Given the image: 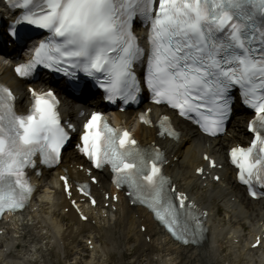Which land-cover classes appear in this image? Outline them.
<instances>
[{"label": "snow or ice", "instance_id": "1", "mask_svg": "<svg viewBox=\"0 0 264 264\" xmlns=\"http://www.w3.org/2000/svg\"><path fill=\"white\" fill-rule=\"evenodd\" d=\"M9 2L14 3L16 9L23 10L15 25H9V40L22 45L30 39L27 31L21 34V27L25 25L46 34L36 49L37 59L25 66V74H30L33 68L40 65L51 68L50 62L55 61L57 66H64L65 75L69 74L70 69H77L73 73L76 76L81 73L89 78L102 75L110 84L101 85L109 93L106 99L115 102L121 87L125 92L130 89L140 91L135 66L142 63L144 83L153 93L154 103L165 104L184 117L191 116L198 110L212 111L206 102V98L211 96L214 104L223 101L217 104L221 110L217 115H227L230 118L231 106L228 100L234 99L235 91L240 93L243 105L254 113L255 119L250 122L249 132H253V125L257 122L264 128V28L257 29L255 37L245 41L239 35L243 25L233 23L231 13L225 10V4L239 8L243 3H249L259 5L264 15V0H147V15L143 6L145 0ZM137 19L141 25L150 27L147 52L132 30ZM261 22L264 23V19ZM202 24L208 25L207 38L201 30ZM229 28L230 38L240 50V55L226 58L225 63L235 62V69L221 67L215 53L208 50L212 32L220 33ZM54 53L57 55H53ZM127 100L134 101L135 95H129ZM50 109L48 100L36 98L34 114L28 116L26 123L21 122L22 140L27 143L30 137L40 134L42 127L56 123ZM144 119V114H141V121L144 122ZM100 120L101 115L94 113L85 123L80 138L82 154L98 168L99 142L102 136ZM210 124V134H216L220 131L222 121L213 118ZM65 142L61 133L49 147L59 153ZM128 143L135 145L137 141L124 131L120 135L119 145L123 147ZM255 143L254 139L253 147ZM260 152L264 153V146L260 148ZM230 154L234 158L239 157L235 161L238 168L252 163L250 152L243 149L232 150ZM140 159L143 163L142 157ZM112 166L116 172L133 167L127 162L122 166L113 162ZM160 171L154 164L145 179L151 181ZM197 171L199 173L202 170ZM62 179L65 181V192L70 195L67 177ZM161 182L163 183V179ZM172 192L175 200L183 207L186 204L183 195L176 193L174 187ZM91 203L95 206L96 202L93 199ZM171 214L175 215L174 212ZM81 219L86 220L87 217L81 215Z\"/></svg>", "mask_w": 264, "mask_h": 264}, {"label": "bare ground", "instance_id": "2", "mask_svg": "<svg viewBox=\"0 0 264 264\" xmlns=\"http://www.w3.org/2000/svg\"><path fill=\"white\" fill-rule=\"evenodd\" d=\"M9 53L11 54V52ZM0 68L6 70L5 80L11 83L18 91H21L23 89L22 84L14 83L12 81L9 67L6 65H0ZM47 86L51 87L50 85ZM134 114V111L117 113L116 120L120 117L126 116L128 124H131L132 115ZM171 118L178 131H180L179 136L175 139L158 143L163 145L167 154L175 152L179 158L177 162L178 165L171 170L172 177L177 185L186 188L191 196L196 198L202 206L211 209L212 215L209 223L212 222V231L207 234L201 247H178L165 240L161 234H155L152 238L154 251L153 254L149 255L148 259L151 260V264H199L200 262H196L199 258L200 260L202 258L203 264H218L219 262L221 264H253L252 262L255 260V257L253 256L254 252L247 254L246 258L241 260L233 250L237 244L233 246L230 243V239L233 235H236L241 243L247 240L248 235L246 236V231L252 233V229L257 224V217L261 210L264 209V202L251 201L246 198L243 189L234 183V176H230L229 171L222 175L225 177L226 181L219 182L212 192L203 189L198 182V178L194 177L192 174L193 168L197 164L202 163L201 156L204 152L209 153L220 161L226 157V149L228 147L235 142H240L246 138L244 127H242L244 119L243 113L237 111L231 121L229 133L232 134V138L227 136L224 138L209 139L208 144L204 141L203 135L197 132L189 123L174 115H172ZM135 132L144 143L155 139L153 137L154 130L152 129L143 126H135ZM226 146L227 148H225ZM66 159L75 160L76 156L73 155L72 151H67ZM103 175L105 174L103 173ZM103 175L99 174V177L102 179ZM45 181H47L46 183L51 184L49 188L53 190V194L49 193L50 190L48 188L43 191L42 195H38V202L43 203L41 207L42 211L40 212L42 220L36 218L30 220V224L27 226V229L31 231L29 237L38 236L43 231V228H41L43 224L42 221H49L52 224L54 231L58 234L61 232L65 242L70 244V231L72 228L76 227L79 231L78 235H80L85 232L86 229H91L92 227L86 223H80L77 217L72 213L68 214L72 228H68L62 224L64 215L61 214L62 207L58 206V202L63 200V197L60 193L61 191L56 187L55 174L51 173L47 175ZM219 186H221V188H219ZM51 196L53 200H51ZM231 196H236V203L231 202ZM47 200L52 204L48 205L45 202ZM219 206H222L226 213L231 214L230 220L219 219L217 223L215 222V211L219 210ZM117 207L119 208V212L124 211L123 203L118 204ZM50 209L51 213H49ZM246 217H248L249 222L247 230L244 231L242 229L244 227L242 221L244 220L243 218ZM116 222L118 225H115L108 230L107 238L112 240L111 244L105 242L101 245L103 252L123 254L125 250L132 248L129 244L124 243L125 238L130 236V231H136L134 239L140 238L141 241L138 244H135V246L138 245L137 249L140 251L143 250L145 244L142 240L143 238L141 234L135 229L136 220L131 213L128 212L125 218L124 214L120 213V215H116ZM123 222H125V225H123ZM116 231L119 236L116 235ZM120 237L123 239L121 244L119 243ZM251 239L252 237L248 238V240ZM222 247L226 249V252L223 255H219ZM243 247L245 250L246 245H243ZM208 254H210L209 257L207 256ZM45 256L48 259V264H54L51 261L50 256L47 257V254H45ZM154 256H157L156 262L154 261Z\"/></svg>", "mask_w": 264, "mask_h": 264}]
</instances>
